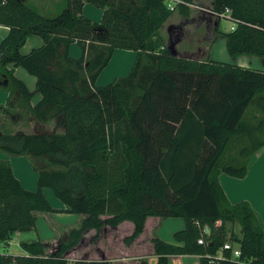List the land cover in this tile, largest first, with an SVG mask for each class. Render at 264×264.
<instances>
[{
    "label": "trees",
    "instance_id": "obj_1",
    "mask_svg": "<svg viewBox=\"0 0 264 264\" xmlns=\"http://www.w3.org/2000/svg\"><path fill=\"white\" fill-rule=\"evenodd\" d=\"M83 1L104 9L99 22L82 14ZM190 3H177L179 13L188 16ZM226 7L234 26L224 30L217 23L215 31L227 53L264 57V0H212L213 11ZM173 11L165 0H66L47 17L24 0H0V23L9 27L0 40V83L38 121L54 119L63 128H0V150L27 155L37 170V188L29 190L0 160V241L34 228L37 210L86 214L51 254L35 238L21 242L27 254L0 253V264H69L63 253L86 229L130 219L134 228L124 237L130 243L149 215L185 222L173 241L152 237L158 264H169L172 254H200L199 264H264V229L255 210L246 200L231 203L218 181L221 172L243 177L251 155L264 147V69L175 54L159 35ZM30 34L43 43L21 53ZM73 41L79 57L68 52ZM116 47L136 50V60L126 75L97 85ZM8 63L36 77L41 98L33 106V92ZM43 187L67 207H53ZM228 223L238 224L240 234L227 235ZM202 226L210 229L205 243L197 241ZM227 240L238 244L246 263L230 257Z\"/></svg>",
    "mask_w": 264,
    "mask_h": 264
},
{
    "label": "crops",
    "instance_id": "obj_2",
    "mask_svg": "<svg viewBox=\"0 0 264 264\" xmlns=\"http://www.w3.org/2000/svg\"><path fill=\"white\" fill-rule=\"evenodd\" d=\"M61 2V5L59 4L60 6L58 5L54 11L60 9L64 0H61ZM41 6L43 9H50V6H54V4L52 3L50 5V3L46 2ZM103 10L104 9L102 7L96 6L91 2L83 1L81 12L92 21L99 22L102 18ZM38 11L40 12V10ZM173 13L174 11L159 27V35L164 43L172 41V43H168L167 46L172 45L174 49L176 47L175 44L180 40V32L176 33L175 37H171L168 34L167 38L165 34L166 32H162L161 29ZM8 31L9 27L0 23V40L7 35ZM42 43L43 39L40 35L30 34L21 45L20 51L21 53H28L32 48L38 47L42 45ZM76 44V41H73L68 46V52L73 57H79L81 54V50L75 46ZM224 44L225 41L223 45L219 44L217 47L213 44L209 58L216 60L223 59V61L250 67L246 65L248 57L244 54L235 56V62L226 59ZM174 51L175 54H177L175 49ZM136 57L137 51L134 49L120 47L114 48L108 63L102 68L97 76L95 81L96 84L105 85V83H109V81H112L114 78L126 75L133 66ZM262 59L264 60V57ZM6 67L12 71L14 76L23 80L28 89L33 92L30 98V104L33 106L41 98V94L35 90L36 77L20 65L8 63ZM2 78H4V76L2 70L0 69V82ZM0 105L6 107V110L0 112V128L3 127L4 124V128H9L13 132L17 130L27 133L63 131L62 127L55 126L54 119L48 122L38 121L28 108L21 107L18 103L16 93L12 92L7 87H4L3 83H0ZM0 160L9 162L15 176L19 179L24 188L29 190L36 189L37 170L33 167L27 155H12L0 150ZM218 181L227 199L231 203L246 200L251 204L264 229V147L259 148L251 155L248 162L247 172L243 177L233 176L225 172H221L218 175ZM49 189L50 188L48 187H43V193L51 205L56 208H66L67 205H65L55 195L49 196ZM38 212H41V210L34 211V228H30L25 231H15L7 243L0 241L3 243V245L0 246V253L27 254V252L22 248L21 242L40 238L44 244L45 253L51 254L60 243L69 238V231L72 228L79 226L82 219L86 216L84 213H76L77 215H75V220L71 223L57 221L56 223H58L61 227L54 228L51 225L54 233L52 236L47 237L39 230L37 223ZM43 212L51 214L52 211ZM53 213L65 216L66 218L74 216L73 213L66 211H55ZM107 216V214L102 215L104 218ZM228 224L227 235L230 233L240 234V226L238 224H235L237 226L236 231L230 227L231 225L228 227ZM184 225V219L179 216L149 215L145 220L143 231L130 243L124 242V237L129 235L134 228L133 222L130 219H124L115 226L106 224L98 229L88 228L83 232L82 237L77 244L66 250L63 253V256L67 259L69 264L77 259L99 260L102 258L111 260L113 264H125V262L129 264H139L142 260H146V264H158L157 255L154 253L152 237L158 236L163 240L173 241L174 231L183 228ZM30 231H33V236L32 233H29ZM115 238H118L117 245H114L112 242ZM227 242H229L233 247L238 246L236 242L231 240H227ZM143 248H147L148 250ZM221 253L222 251L220 249L216 255L219 257L221 256ZM147 256L150 257L146 259ZM200 256V254H172L169 255V264H199Z\"/></svg>",
    "mask_w": 264,
    "mask_h": 264
},
{
    "label": "rangeland",
    "instance_id": "obj_3",
    "mask_svg": "<svg viewBox=\"0 0 264 264\" xmlns=\"http://www.w3.org/2000/svg\"><path fill=\"white\" fill-rule=\"evenodd\" d=\"M192 1L193 3L189 4L190 11L188 16H183L182 14H180L177 9L178 7L175 6L174 13L169 17V20L163 25V28L161 29L162 32H166L165 34L167 38L168 34L171 37H175V34L180 32V40L175 44L176 47L174 48L178 55L180 54L184 56H191L199 59L209 58L212 50V45L214 44V46L217 47L219 44L223 45L224 43L223 37H221V35L217 34L215 31L216 24L218 23L217 25L221 29L229 30L232 29V21L228 18H223L214 13V11L212 10V0ZM25 2L36 7L44 16L53 17L60 12L66 1L64 0L63 5L57 11L54 10L60 3H62L61 0H25ZM46 2L50 3V5L53 3L54 6H50V9H43L41 5ZM170 42L172 43V41H169L165 43V45L167 46ZM75 46L78 47L79 50H81L79 44H76ZM225 54L226 59H229L232 62L236 61V58H234L235 56H230L227 53L226 48ZM244 55L248 57V60H246V65L252 68H264V60L262 59L263 57L248 54ZM48 194L49 196H54V193L51 189H49ZM53 212H51V214H46V212L41 211L37 214V223L39 226V230L44 234V236L47 237L53 235L54 230H52V227H61L58 225V223H56L57 221L71 223L75 220V215H77L76 213H73L74 216L66 218L65 216H60ZM229 226L232 227L234 231H236L237 226L235 224H228V227ZM29 233H32L33 236V231H30ZM112 242L114 243V245H117L118 238H115L114 241L112 240ZM1 245H3L2 242H0V246ZM143 249L148 250L147 248ZM149 257L150 256H147L146 259ZM125 264L129 263L125 262Z\"/></svg>",
    "mask_w": 264,
    "mask_h": 264
},
{
    "label": "built area",
    "instance_id": "obj_4",
    "mask_svg": "<svg viewBox=\"0 0 264 264\" xmlns=\"http://www.w3.org/2000/svg\"><path fill=\"white\" fill-rule=\"evenodd\" d=\"M1 1L3 2L4 0H1ZM165 1H166L167 6L170 9H173L177 3L183 2V0H165ZM230 12H231V10L228 7H226L224 9V11H222V12L214 11V13L217 14L218 16L230 19L232 21L231 28H233L234 21L231 18ZM219 223H220V221L216 220V224H219ZM200 229H201V233H200V236L198 237L197 241L199 243H205L207 241L208 236L210 235V229L207 226H202V227H200ZM223 248H229L230 249V257L232 259H236L237 261H241L242 263H246L244 261L245 259H242V260L240 259L241 250H240L239 246L233 247V246H231V244L229 242L225 241L223 244Z\"/></svg>",
    "mask_w": 264,
    "mask_h": 264
}]
</instances>
